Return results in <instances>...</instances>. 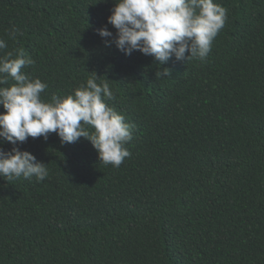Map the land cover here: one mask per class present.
I'll list each match as a JSON object with an SVG mask.
<instances>
[{
	"label": "trees",
	"instance_id": "obj_1",
	"mask_svg": "<svg viewBox=\"0 0 264 264\" xmlns=\"http://www.w3.org/2000/svg\"><path fill=\"white\" fill-rule=\"evenodd\" d=\"M115 2L0 0L4 51L31 57L42 98L95 73L133 126L119 167L84 138L18 145L49 175L0 176V264H264V0H214L227 19L207 57L163 65L105 47Z\"/></svg>",
	"mask_w": 264,
	"mask_h": 264
},
{
	"label": "clouds",
	"instance_id": "obj_2",
	"mask_svg": "<svg viewBox=\"0 0 264 264\" xmlns=\"http://www.w3.org/2000/svg\"><path fill=\"white\" fill-rule=\"evenodd\" d=\"M226 19L227 10L214 0H117L107 17L115 35L107 27L98 29L97 34L105 47L114 45L126 56L138 51L163 65L173 57L184 62L204 60ZM18 35H22L19 29L8 31L12 40ZM7 47L0 39V107L4 110L0 113V143L13 147L10 151L0 149V176L44 181L49 175L47 165L18 145L29 137L47 140L50 133H55L62 145L86 139L100 162L113 167L131 156L125 145L133 139V126L109 106L115 96L108 79L98 83L100 77L89 73L86 83L72 94L45 100L41 94L47 84L23 71L34 61L23 51L5 52ZM156 76L169 77L171 73L164 68Z\"/></svg>",
	"mask_w": 264,
	"mask_h": 264
}]
</instances>
